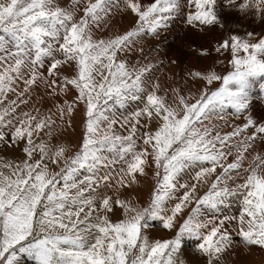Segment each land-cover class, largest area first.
Listing matches in <instances>:
<instances>
[{
	"label": "snow or ice",
	"instance_id": "1",
	"mask_svg": "<svg viewBox=\"0 0 264 264\" xmlns=\"http://www.w3.org/2000/svg\"><path fill=\"white\" fill-rule=\"evenodd\" d=\"M122 3L135 26L97 39L121 0H0V143L23 144L25 157L0 164V264H186V238L206 264H222L233 231L249 251L264 250V121L250 111L264 35H239L225 21L236 11L264 22V0ZM181 16L195 32L219 30L213 51L232 66L190 71L204 86L187 94L164 88L156 64L124 58ZM37 89L52 101L46 110L29 107ZM78 113L73 152L53 141ZM149 170L141 202L131 193ZM234 202L239 212L228 214ZM155 224L171 237L150 239Z\"/></svg>",
	"mask_w": 264,
	"mask_h": 264
},
{
	"label": "rangeland",
	"instance_id": "2",
	"mask_svg": "<svg viewBox=\"0 0 264 264\" xmlns=\"http://www.w3.org/2000/svg\"><path fill=\"white\" fill-rule=\"evenodd\" d=\"M58 1H59L58 3L61 6H63V7H65L67 5V0H65L62 4H61L62 0H58ZM151 2L152 1H150L148 4H150ZM69 4L70 3H68V5ZM121 5H123L122 0H121ZM186 7L188 9H190V10H194L191 7V5H186ZM126 13H128V11H126ZM238 16H240V17H238ZM128 20H126L125 17H124V18H122L121 22L119 20V22H114L113 24L110 23L109 24L110 28H109V26L106 28L107 30L105 31V35L101 36V33H103V32L100 31L99 34H97L99 36H96V38L97 39H106L109 36H111L110 33H109V30H111V28H112L111 25H113V27H114L112 34L123 33L125 31L129 30V29L123 30L124 29L123 28L124 25H128L129 26V24L131 23L132 25L135 26V23H136L135 19H131L130 18ZM243 20H244V22H243ZM246 20H248V21H246ZM225 21H226V24L229 26L230 30L235 32V33H237V34H239V35L243 36L245 34V32H249V31L250 32H254V30H256L257 27H262V29H258V30L262 31L261 33L264 34V26H257L256 27V18H253L251 16L245 17V16L239 14L236 11H231V12L226 11L225 12ZM175 22H178V24L180 22L179 25L185 24L184 23V17L181 16V17L177 18V21H175ZM241 22L245 23V24H242ZM134 26H132V27H134ZM118 27H119V30H118ZM181 31H183V29H181ZM204 32H205V34H204ZM204 32H201L202 34H204V37L200 38V39H198L199 37H196L193 34L194 35V37H193V45L195 47H197L195 49H200L201 47L207 48L209 50V53H210V51H212L214 46L216 45L217 41L221 38L222 33L219 30H210V29H206ZM261 33H258V34L262 35ZM167 36H168V34H167V31L165 30V31H162L161 35L158 36V37H154V38L151 37L150 38V36H146L147 39L144 37L145 40H143V42H144L145 45L142 42L143 45L141 44L142 46L141 45L139 46V47H143L144 48V51L142 53L143 55L141 53H139L138 56H137V54L134 55L133 58L135 60L133 58L132 59L130 58V54H128L129 57L125 56L124 58L127 59L129 61V63L132 64V65H135L137 62H139L140 64H147V63L156 64L157 68H155L153 70V75L155 76V74L158 72V73L162 74L165 77V78H163L161 80V84L163 83L162 86L164 88H167V85H168L169 88H177L178 87V88H181V89H186L185 90L186 94L189 92V90L192 91V92H195L197 90L195 88V84L198 86V84L201 82V80H193V79H191L189 77L188 74L186 75V73L184 71H187V70H186L185 66L183 65V64H185V60L181 59L182 57H178L176 55L177 59H175V65L174 64L173 65L169 64L170 60H169L168 57L170 56V52L166 49V48H168L167 42L170 41L172 43H175L173 41L175 39H177L178 36L169 37L170 40H168V41L166 40ZM204 38H205V40H204ZM150 39H151V41H150ZM148 41H150V42H148ZM200 41H204V42L201 44ZM146 45H148V46H146ZM173 49H180V46L178 48H173ZM177 53H179V50H177ZM182 55H183V53H182ZM210 55L212 56V59L214 61H217V60L219 61L220 60L218 58V55L214 54V51H212L210 53ZM206 57L207 56H202V58H206ZM221 58H223V57H221ZM199 59H200V64L203 66L204 64L201 61L200 57L198 58V60ZM132 60H133V63H132ZM223 60H225V58H223ZM173 66L174 67L176 66V67L173 68ZM180 66H181L182 69L180 68ZM213 67H214L213 68L214 71L217 74H221V72L218 69V66L215 63L213 64ZM171 70H173V71L170 72ZM174 70H175V72H174ZM231 70H232V66H231V64H228V67L226 65V67L222 71L225 72V74H227V72H229ZM68 72H71V73L69 74ZM62 74L70 76V75H72V70L70 68L62 70ZM172 74H174V75H172ZM176 79H178V82L175 83L174 81ZM166 81H167V83H166ZM187 82L189 84H191V86L193 88L192 87H188V83ZM254 82L256 84V87L259 89L258 90L259 94H258L257 98L259 100H261L262 98H264L263 97L264 96L263 95V93H264V77H257V78L254 79ZM218 84L219 83H214L211 87L212 88L218 87L219 86ZM42 95H43V90L42 89H37L35 94L33 95L32 100L29 103V107H33V106L41 107L42 110H46L49 107H51L52 106V101L48 100L47 97H45L43 100L39 99V97L42 96ZM67 98L71 99L72 98V94H69V96ZM60 99L63 100L64 97H61ZM262 106L264 107V105H262ZM21 107L23 108L24 111L29 110L28 107H25V106H21ZM256 112L252 113L254 118L256 116ZM262 112H263V110H262ZM262 121H264V120H262ZM235 123L239 124V123H242V121L241 120H239V121L236 120ZM72 124H73L72 128L67 129V131L64 132L62 135H60L56 140H54L53 143L54 144H66L74 152V151L78 150L80 142H81V133H82L81 114L78 113L76 115V117L73 120ZM227 130H230V129L226 128L225 131H227ZM263 147H264V145H263ZM22 148H23V144H21L19 147H16V146H8V145H5L3 143H0V164H2L5 161H9V162L22 161L25 158L24 154L21 151ZM71 154L72 153L70 152L69 155H71ZM5 171H7V170L5 169ZM153 184H154V180L152 178V171L149 170L148 178L147 179L142 178L141 184L135 188V190L131 193V195L139 197L141 202H146L148 200V198H149L150 193H151V189L153 187ZM237 209H238V211L236 209L235 210L237 211V214H238L239 208L237 207ZM229 210H230V208L228 210L226 209V212L228 214L233 215L234 212L229 211ZM237 214L235 213L234 215H237ZM118 218H120L119 214L117 215V217H114V219H118ZM230 228H231V226H230ZM171 235H172V233L163 230L162 228L159 227L158 224H155V226L152 229L149 230V236H150V239H152V240L170 238ZM232 239H233V242H234V246L231 249V251H229L225 255V257H224V259L222 261V264H264V253H263L264 251L263 250H260L259 248H252L251 251H249V249L242 244V242H241L242 238L239 235H237L234 231L232 233ZM197 244H198V241H196L195 239H189V238L185 239L184 244H183V248H182V251H181V254H180V258L183 259L186 262V264H206V259L197 252ZM229 255L232 258L229 257ZM23 264H34V261H31V260H28V259L25 258L23 260Z\"/></svg>",
	"mask_w": 264,
	"mask_h": 264
},
{
	"label": "bare ground",
	"instance_id": "3",
	"mask_svg": "<svg viewBox=\"0 0 264 264\" xmlns=\"http://www.w3.org/2000/svg\"><path fill=\"white\" fill-rule=\"evenodd\" d=\"M65 0H62L61 1V4L64 2ZM144 1V2H143ZM150 1H152V0H142V3L145 5V6H147L148 5V3L150 2ZM59 2V1H58ZM68 3H71V0H67V5L65 6V7H67L68 6ZM182 3H183V0H182ZM121 10L120 11H118V12H116L115 13V15L112 17V19H111V22L110 23H114V22H119V20H120V22L122 21V18H124L125 17V19L126 20H128V19H135V22H136V17L131 13V12H129L128 11V13H126V10H123V5H121ZM185 7H186V5H185ZM187 8V7H186ZM187 10L188 11H191L190 9H188L187 8ZM238 17H240V16H238ZM124 20V19H123ZM250 20V19H249ZM255 20V19H254ZM129 21V20H128ZM175 21H177V19L176 20H174L172 23H171V25H170V27L166 30L167 31V34H168V36H167V38H166V40L168 41V40H170L169 39V37H175V36H178L177 37V39H175L173 42H175V43H172V42H170V41H168L167 42V44H168V48H166L169 52H170V56L168 57L169 58V60H170V65H175V63H173V61H175V59H177L176 58V55L178 56V57H182L181 59H183V60H185V64H183L184 66H185V68H186V70L187 71H184L185 73H186V75L190 72V71H207V70H212V71H214V67H213V64L215 63L217 66H218V69H219V71L221 72V74H225V72H223L222 70L226 67V65H227V67H228V61H229V59H230V56L226 53L224 56H220V55H218L217 53H215L214 52V54L215 55H218V58L220 59L219 61L217 60V61H214L213 59H212V56L210 55V53L213 51H210V53H209V55L206 57V58H202V56L201 55H199L198 54V50L199 49H195V48H197V47H195L194 45H193V37H194V35L196 36V37H199L198 39H200V38H203L204 37V34H205V32H204V34H202V33H198V32H195V31H193V30H191L190 28H188L185 24H181V25H179L180 24V22H179V24H178V22H175ZM183 21V20H182ZM246 21H248V20H246ZM131 22V21H130ZM243 22H244V20H243ZM182 23V22H181ZM242 23V22H241ZM242 24H245V23H242ZM253 25V24H252ZM120 26V25H119ZM125 26V27H124ZM123 26V30H127V29H131L132 28V26H134V25H132L131 23L129 24V26L128 25H124ZM257 26H264V22H262L261 20H259V19H256V27ZM111 30H109V33H110V35H113L112 33H113V25H111ZM117 27V26H116ZM243 27V26H242ZM109 28H110V25H109ZM122 28V27H121ZM247 28V27H246ZM249 28V27H248ZM117 29V28H116ZM181 29H183V31H181ZM258 29H262V27H257V29L256 30H254V33H256V34H258V33H261L262 31H260V30H258ZM107 29H104V30H101V32H103V33H101V36H104L105 35V31H106ZM118 30H119V27H118ZM122 30V31H123ZM242 30V29H241ZM121 31V30H120ZM99 32L100 31H97L96 33H95V35L96 36H99V35H97V34H99ZM161 33H162V31L160 32V35H161ZM243 33V32H242ZM194 34V35H193ZM262 34V33H261ZM107 35V34H106ZM159 35V36H160ZM259 35V34H258ZM262 35H264V34H262ZM152 36H150V38H151ZM146 39H147V37H145ZM154 38V37H153ZM152 38V39H153ZM143 40H145V39H143ZM204 40H205V38H204ZM147 41V40H146ZM150 41H151V39H150ZM150 41H148V42H150ZM143 42V41H142ZM201 42V44L204 42V41H200ZM142 44V43H141ZM143 44H144V42H143ZM142 44V45H143ZM149 44V43H148ZM141 45V46H142ZM145 45V44H144ZM151 45V44H150ZM149 45V46H150ZM199 45V44H198ZM140 45H138L137 46V48L139 47ZM146 46H148V45H146ZM180 46V49H173V48H178ZM159 47V46H158ZM165 47V46H164ZM201 47V46H200ZM149 48V47H148ZM147 48V49H148ZM151 48V47H150ZM144 49V48H143ZM146 50V49H145ZM150 50V49H149ZM177 50H179V53H177ZM139 53H141L139 50H134L133 52H131V53H129L130 54V58L132 59L133 58V56L134 55H136L137 54V56L139 55ZM182 53H183V55H182ZM142 54V53H141ZM143 55V54H142ZM128 56V55H127ZM129 57V56H128ZM127 57V58H128ZM154 57V56H153ZM156 57V56H155ZM201 58V61L203 62V66L200 64V59L198 60V58ZM221 57H223V58H225V60H223V58H221ZM157 58V57H156ZM134 59V58H133ZM135 60V59H134ZM168 60V61H169ZM131 61V60H130ZM132 63H133V60H132ZM160 65V64H159ZM177 65V64H176ZM167 66V65H166ZM182 66V65H181ZM181 66H180V68H181ZM176 67V66H175ZM174 66H173V68H175ZM157 68V67H156ZM182 69V68H181ZM170 70V69H169ZM173 70H171L170 72H172ZM174 72H175V70H174ZM66 73V72H65ZM69 74L71 73V72H68ZM162 73V72H161ZM67 74V73H66ZM165 74V73H164ZM172 75H174V74H172ZM185 75V76H186ZM179 76V75H178ZM155 77L156 78H158L159 79V81L161 82V80L163 79V78H165L162 74H160V73H156L155 74ZM173 78V77H172ZM165 80V79H164ZM173 81V80H172ZM192 81V80H191ZM175 83L176 82H178V79H176L175 81H174ZM194 82V81H193ZM166 83H167V81H166ZM188 83V82H187ZM195 83V82H194ZM218 83V82H217ZM253 88H252V90H251V93H250V95H251V104H250V111H251V113H253V112H256V116H255V119H257V121H262V120H264V107L262 106V105H264V98H262L261 100H259L258 98H257V96H258V94H259V89L256 87V84H255V82H254V80H253ZM163 84V83H162ZM165 85V84H164ZM182 85V84H181ZM204 85V82L203 81H201L199 84H198V86L195 84V88L198 90V89H200V88H202V86ZM219 85V84H218ZM166 87V86H165ZM171 87V86H170ZM174 87V86H173ZM180 87V86H179ZM188 87H192L191 86V84H189L188 83ZM167 88H169L168 87V85H167ZM178 88V87H177ZM193 88V87H192ZM194 88V89H195ZM186 89H184V91H185ZM190 91V90H189ZM186 92V91H185ZM73 95V94H72ZM263 95H264V93H263ZM264 97V96H263ZM262 104V105H261ZM255 107V108H254ZM254 108V109H253ZM262 110H263V112H262ZM239 121V120H238ZM262 148H264L263 147V145H261L259 142L257 143V150H260V149H262ZM146 181V180H145ZM144 181V182H145ZM145 184V183H144ZM143 185V184H142ZM239 204L238 203H233L232 204V206H231V208H230V210L229 211H232V212H234V214L236 213L237 214V211H238V209H237V207L239 208V206H238ZM237 211H236V210ZM228 210V209H227ZM228 211V212H229ZM233 214V215H234ZM261 250V249H260ZM264 251V250H263ZM262 251V252H263ZM257 253V252H256ZM264 253V252H263ZM260 255V254H259ZM229 257H231L230 255H229ZM262 257V256H261ZM232 258V257H231ZM235 258V257H234ZM233 258V259H234Z\"/></svg>",
	"mask_w": 264,
	"mask_h": 264
}]
</instances>
